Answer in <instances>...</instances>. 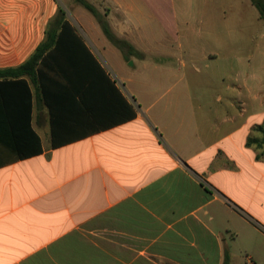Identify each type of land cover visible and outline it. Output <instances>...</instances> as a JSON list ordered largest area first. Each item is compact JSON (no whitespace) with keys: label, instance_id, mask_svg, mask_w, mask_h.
<instances>
[{"label":"crops","instance_id":"0c3cea01","mask_svg":"<svg viewBox=\"0 0 264 264\" xmlns=\"http://www.w3.org/2000/svg\"><path fill=\"white\" fill-rule=\"evenodd\" d=\"M84 1L133 52L74 0H0V69L61 8L103 71L72 43L50 106L26 76L28 109L0 85V264H264V18L250 0ZM25 113L29 156L10 148Z\"/></svg>","mask_w":264,"mask_h":264},{"label":"trees","instance_id":"16d2710c","mask_svg":"<svg viewBox=\"0 0 264 264\" xmlns=\"http://www.w3.org/2000/svg\"><path fill=\"white\" fill-rule=\"evenodd\" d=\"M74 1L77 2L80 6H82L85 10H87L95 18L104 36L111 44L117 47L119 51L122 52L125 49L127 51L133 52L131 45H129L127 41L123 39H119L113 35L105 19L97 12V10L92 5H90L88 2L84 0H74ZM250 1L257 9L259 16L261 18H264V0H250ZM72 43H77L79 46H81V49L86 53L88 57H90L93 64L98 68L100 72L103 73L97 62L92 58L89 51H87V49L83 45L81 39L75 34L74 28L65 19L64 11L61 8H59L55 17L47 23L44 40L37 45V47L31 53V55L23 63L19 64L16 67L0 69V78L13 79L12 81H8V80L5 82L0 81V85H5L4 87H7L6 89H9L8 91H10V99H3L5 104L7 102V104L14 105L16 101L14 99V96L11 94L17 90L20 91V93L22 94L21 96L22 101L20 105L24 109H28L30 107V102H31L30 88L26 80L22 78L23 76H26L29 79V81L37 84L36 89L39 90V92L42 94V97L46 102V104L50 106L48 93L62 88L61 86H59L58 81L55 80L56 79L55 71H57L56 70L57 68L62 69L63 65L62 63L55 62L53 58L60 57V55L64 53L65 50L64 47L65 48L72 47L71 46ZM72 49L74 50V48ZM51 58L52 60L49 61V59ZM72 58L75 57L73 55L71 57L69 54L66 57V61L68 60L69 62L72 63ZM11 116L13 118L14 116L15 118H19V116H22L23 122H19L18 119L17 120L13 119V122L11 121L13 125L16 123V121H18L19 123H21L22 126L17 129L14 128L13 125H11V131L9 135H11V139L13 143L11 145L12 147L10 148L19 150L21 156H29V154H31L32 152H36L37 150H34L35 148L30 149L29 145H27L24 142V140H22L23 137L25 136V130H28L29 133L32 135L34 139V143L35 145L37 144V147L39 144L38 137L29 128V124L27 121V113H25L24 115L14 114ZM128 116L129 118H133L134 112L130 110ZM3 118L4 116H0V119ZM52 140L54 145L55 144L54 137L52 138Z\"/></svg>","mask_w":264,"mask_h":264},{"label":"rangeland","instance_id":"374dc122","mask_svg":"<svg viewBox=\"0 0 264 264\" xmlns=\"http://www.w3.org/2000/svg\"><path fill=\"white\" fill-rule=\"evenodd\" d=\"M235 262L237 264H243V259L241 257H238V258L235 259Z\"/></svg>","mask_w":264,"mask_h":264}]
</instances>
